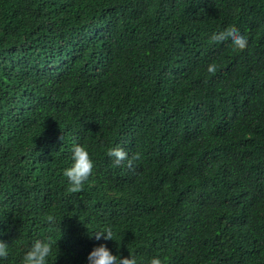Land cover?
I'll use <instances>...</instances> for the list:
<instances>
[{"label":"trees","instance_id":"1","mask_svg":"<svg viewBox=\"0 0 264 264\" xmlns=\"http://www.w3.org/2000/svg\"><path fill=\"white\" fill-rule=\"evenodd\" d=\"M232 28L245 49L213 41ZM115 145L140 158L114 165ZM44 237L47 264L100 243L138 264H264V0H0V264Z\"/></svg>","mask_w":264,"mask_h":264},{"label":"clouds","instance_id":"2","mask_svg":"<svg viewBox=\"0 0 264 264\" xmlns=\"http://www.w3.org/2000/svg\"><path fill=\"white\" fill-rule=\"evenodd\" d=\"M213 41L217 44L231 42V45L238 50H243L247 46V37L239 32L238 29L232 28L223 33L216 34ZM215 65H210L208 71L216 72ZM107 154L112 158L113 164L116 166L121 163H126L128 167L133 166V161L140 158V153L137 152L130 156L128 151L121 145L109 147ZM95 160L90 154V143H74L71 148V163L63 170V175L69 182V188L72 191L83 187L89 177L93 174ZM89 237L96 240L104 241L113 239L111 228L98 230L92 234L87 233ZM114 240V239H113ZM56 241L49 237L37 238L31 242L27 250L23 252L20 264H47L49 257L53 254V245ZM119 247V245H118ZM10 253L9 243L0 239V260L8 257ZM87 264H138L137 257L133 254L124 256L117 251H113L106 243L95 245L87 256ZM149 264H162L161 258L158 256L150 257Z\"/></svg>","mask_w":264,"mask_h":264}]
</instances>
